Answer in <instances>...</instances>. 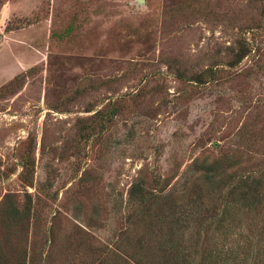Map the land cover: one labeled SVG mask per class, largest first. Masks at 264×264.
<instances>
[{"label":"rangeland","instance_id":"374dc122","mask_svg":"<svg viewBox=\"0 0 264 264\" xmlns=\"http://www.w3.org/2000/svg\"><path fill=\"white\" fill-rule=\"evenodd\" d=\"M247 177L264 0H0V264H229Z\"/></svg>","mask_w":264,"mask_h":264},{"label":"trees","instance_id":"16d2710c","mask_svg":"<svg viewBox=\"0 0 264 264\" xmlns=\"http://www.w3.org/2000/svg\"><path fill=\"white\" fill-rule=\"evenodd\" d=\"M243 58L244 56L240 57L238 59V63ZM241 185L243 186L242 188L244 190H242L241 188L239 196L245 199L246 197L248 198V203L243 206L245 209V213L250 215L248 219L249 223L254 228V234H233L231 238H228L226 236L227 234H218L222 242L220 243V246L218 248H215L214 258L216 260L219 259L218 261L220 263L228 262L229 264H237L238 262L240 263L239 260L241 258L242 261H245L248 264H264V245L262 246L261 244H259L261 243V239L263 238L261 234H264V177H257V179L253 177H247L241 179ZM225 197V203L223 202L224 207L222 210H220V214L214 212L211 217L213 223L215 224L216 231L221 229L222 232L224 230H227L228 233L230 229L227 227V224H234L232 221L236 219L237 210L239 209L237 204H229L227 196ZM136 199H138L139 202L143 201V197L141 196H139L138 198L136 197ZM230 206L233 208H231ZM243 221L241 222V225L240 221H238L235 225H240L238 227L242 229ZM225 238L230 239L229 243L226 244V241L228 240H225ZM201 262H199L198 264H201ZM191 263L193 264V261H191ZM194 263L196 264V262Z\"/></svg>","mask_w":264,"mask_h":264}]
</instances>
